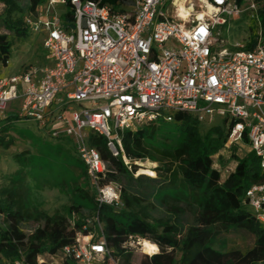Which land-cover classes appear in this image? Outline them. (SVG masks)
<instances>
[{
  "label": "built area",
  "instance_id": "2783aa9c",
  "mask_svg": "<svg viewBox=\"0 0 264 264\" xmlns=\"http://www.w3.org/2000/svg\"><path fill=\"white\" fill-rule=\"evenodd\" d=\"M129 1L116 11L97 2L71 0L73 17L65 23L57 7L66 8L68 0H48L36 16L27 18L28 31L46 35L49 64L0 79V122L9 119V102L23 97L20 120L35 122L53 138H73L99 206L122 207V190L107 180L110 168L89 146L90 134L105 137L113 156L122 157L130 168L122 133L149 123H173L179 113L201 122L215 116L227 119L232 126L226 151L247 143L264 175V39L257 3ZM126 7L134 10L127 12ZM248 11L257 21L254 40L227 48L218 29ZM246 199L264 226V183L252 186ZM95 222L100 236L79 231L61 258L43 255L36 264H62L63 259L121 264L108 251L99 217ZM136 240L139 245L143 239L130 236L125 248ZM7 264L30 263L21 259Z\"/></svg>",
  "mask_w": 264,
  "mask_h": 264
},
{
  "label": "trees",
  "instance_id": "16d2710c",
  "mask_svg": "<svg viewBox=\"0 0 264 264\" xmlns=\"http://www.w3.org/2000/svg\"><path fill=\"white\" fill-rule=\"evenodd\" d=\"M46 1L0 0L4 8V17L0 23L18 38L27 36V18L36 16ZM82 1L97 2L116 11L130 4L129 0ZM244 1L238 0L240 4H244ZM254 1L261 6L258 18L264 39V0ZM68 3L63 15L65 23H70L73 17L71 0ZM254 37L249 36L251 40ZM13 46L8 34L0 33V68L8 66ZM205 123L192 115L179 113L173 123H149L134 132H123L122 145L126 157L132 162L130 168L122 157L113 156L105 137L90 134L89 146L99 151L110 168L107 180L121 187L122 207L99 206L95 201V193L89 191V182L85 191L74 189V193L89 201L90 206L84 208L73 203L65 209L67 214L56 212L49 215L41 210L31 211L21 186L24 176L15 182L21 188L13 185L2 189L0 264L21 259L36 264L37 258L43 255L61 258L60 252L75 243L77 232H93L100 236L96 217H99L103 227L108 251L119 261L122 260V264L133 262V254L125 248L130 236L150 240L158 245L161 252L151 256L149 264H159L157 258H161V264H172L171 259L165 255L167 250H177L181 254L179 263L175 264H264V226L252 215L246 199V193L252 186L264 183L259 159L249 151L241 156L238 154L240 148L232 147L228 151L235 167L223 179L221 170L215 169V159H221L222 153L226 151L232 125H227V119L223 126L206 127ZM4 126H0V130L3 131ZM172 129L178 132L175 141L168 137L158 138L165 134L164 131ZM0 146L10 149L13 141L0 135ZM244 146L249 145L246 143ZM152 150L162 155L160 167L157 168L159 175L153 178L155 176L149 177L143 173L135 177L138 167L133 164L134 161L158 160L150 153ZM19 158L16 157L18 162ZM142 167L145 165L142 164ZM22 170L23 166L20 174ZM151 201L169 208L168 212L170 216L174 214V218L167 216L150 223L152 217L146 203ZM182 204L193 209L192 222L180 208ZM83 210L89 215H84ZM31 221L41 225L28 236L21 226ZM161 228L162 231H159ZM232 229H243L254 235V246L247 251L215 249L218 236ZM62 264L77 262L74 259H63Z\"/></svg>",
  "mask_w": 264,
  "mask_h": 264
},
{
  "label": "rangeland",
  "instance_id": "374dc122",
  "mask_svg": "<svg viewBox=\"0 0 264 264\" xmlns=\"http://www.w3.org/2000/svg\"><path fill=\"white\" fill-rule=\"evenodd\" d=\"M47 2L48 0L45 5H47ZM260 8L261 6L258 5V10ZM126 10L127 12H132L134 8L126 7ZM57 11L60 16H63L66 8L59 5ZM3 14L4 8L0 4V21L4 17ZM256 28L257 21L252 17V12L248 11L236 17L228 26L220 27L218 31L221 32L220 37L226 47L231 49L236 43H245L250 35H255ZM0 33H7L9 39L14 44L8 66L0 68V79H8L14 75H20L31 66L37 68L47 66L48 54L44 48L46 35L43 32L35 33L29 30L27 36L18 38L14 33L8 32L0 23ZM23 103V97L9 102L6 115L11 117V122L0 124V126L5 125L3 131L0 130V135L13 141V146L10 149L0 146V191L13 185L19 188L22 186L25 191L26 200L31 205L30 210H41L49 215H54L56 212L67 214L65 209L72 206L73 203H77L84 208L89 207V201L81 199L74 193V189L85 191L88 185V179L85 175L86 167L79 158L75 141L73 138L65 136L59 139L53 138L47 130H40L35 122L20 120L19 115ZM73 108L77 109L75 105ZM206 119V127L223 126L225 121V118L222 116H215L213 119L207 117ZM87 132L89 133V129H87ZM164 133L163 136L160 135L158 138L168 137L175 141L178 137V132L174 129L164 131ZM239 150L238 154L242 156L249 151V148L244 146V148H240ZM150 153L158 160H139L134 161L133 164L138 167L136 174L144 175L140 173L141 169L152 170L156 174L153 178H156L159 175L157 168L160 167L162 155L154 150ZM16 157H20L19 162ZM215 162V169L221 170L223 179L227 177L228 171H231V168L235 167L234 162L230 159L229 151H224L221 159L216 157ZM142 164L145 167H142ZM22 166L23 170L22 174H20ZM22 176H24V183L21 186L16 185L15 182L21 180ZM89 191L92 192L91 189ZM169 203L173 204L172 201H169ZM146 204L152 217L149 219L150 223L158 222L154 220L171 215L168 212L169 208L166 206H160L152 201ZM180 206L186 213L188 220L192 222L194 216L193 209L189 208L186 204ZM83 211L84 215H89L86 210ZM170 217L174 218V214ZM40 225L35 221H31L23 223L21 228L26 235L30 236ZM159 231H162V228ZM148 242L152 241L148 240ZM254 244V235L243 229H232L222 232L218 236L214 247L222 251L234 249L247 251ZM129 252L133 254L132 264L150 263L151 257L141 251L137 240L132 244ZM160 252L161 250L157 245L153 253L156 255V253ZM165 255L171 259L172 264L179 263L181 259V254L177 250H167ZM156 261L161 264V258H157ZM120 263L122 264L123 261L120 260Z\"/></svg>",
  "mask_w": 264,
  "mask_h": 264
},
{
  "label": "bare ground",
  "instance_id": "6f19581e",
  "mask_svg": "<svg viewBox=\"0 0 264 264\" xmlns=\"http://www.w3.org/2000/svg\"><path fill=\"white\" fill-rule=\"evenodd\" d=\"M181 11H182L183 15L187 17V14H188L187 9H185L182 6V10ZM140 173H145V174L150 175V176H156L155 172H153L152 170H142L141 169ZM139 246L141 247V251L143 253L148 254L150 256L155 255L153 253L154 248L157 247V245L155 243H152V242L149 243L148 240L143 239V240H141ZM156 254H158V253H156Z\"/></svg>",
  "mask_w": 264,
  "mask_h": 264
},
{
  "label": "crops",
  "instance_id": "0c3cea01",
  "mask_svg": "<svg viewBox=\"0 0 264 264\" xmlns=\"http://www.w3.org/2000/svg\"><path fill=\"white\" fill-rule=\"evenodd\" d=\"M47 64H49V63H47ZM8 118H9V120H11V117L8 116ZM5 122H7V121H5ZM5 122H0V124L5 123ZM10 122H7V123H10Z\"/></svg>",
  "mask_w": 264,
  "mask_h": 264
}]
</instances>
